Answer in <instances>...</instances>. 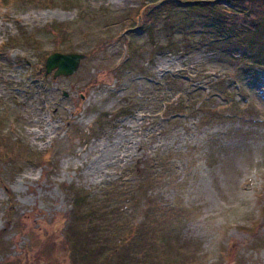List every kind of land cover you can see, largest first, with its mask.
I'll return each instance as SVG.
<instances>
[{
  "label": "rangeland",
  "instance_id": "obj_1",
  "mask_svg": "<svg viewBox=\"0 0 264 264\" xmlns=\"http://www.w3.org/2000/svg\"><path fill=\"white\" fill-rule=\"evenodd\" d=\"M245 1L0 0V264L78 242L84 264H264V0ZM54 53L87 58L55 78Z\"/></svg>",
  "mask_w": 264,
  "mask_h": 264
},
{
  "label": "water",
  "instance_id": "obj_2",
  "mask_svg": "<svg viewBox=\"0 0 264 264\" xmlns=\"http://www.w3.org/2000/svg\"><path fill=\"white\" fill-rule=\"evenodd\" d=\"M87 58L86 55L82 54H52L46 63V73L49 74L56 70L55 78L59 76H72L80 67L83 60Z\"/></svg>",
  "mask_w": 264,
  "mask_h": 264
},
{
  "label": "trees",
  "instance_id": "obj_3",
  "mask_svg": "<svg viewBox=\"0 0 264 264\" xmlns=\"http://www.w3.org/2000/svg\"><path fill=\"white\" fill-rule=\"evenodd\" d=\"M228 2H230L231 4H233V5H235V6H239V7H241L244 3H246L247 1H245V0H227ZM257 1H263V0H257ZM244 2V3H243ZM162 5V4H161ZM157 6H153V8H156ZM255 8H257L258 10H259V12H262V10L259 8V7H255ZM233 28H235V25L233 26ZM264 40V39H263ZM253 44V43H252ZM254 64L253 65H258V63H256V62H253ZM82 199L81 198H79L78 199V201H77V199H75V205H74V207L76 208V207H78L79 205H80V201H81ZM134 234H135V232H133V231H131V232H129L128 234H127V236L126 237H129V238H132V240L134 239ZM129 241V240H128ZM130 242L131 241H129V244H130ZM82 246V244L80 243V242H78L77 243V245H76V247H74V249H75V251H76V253L78 252L79 254H81L80 256H77L76 258H75V260L73 259V260H70V263L71 264H73V263H75V264H77V263H81V264H84V263H86V261L84 260V259H82L83 257H85V256H83L84 254H82V250H79L80 248H78L79 246ZM84 251V253H86L87 252V250H83ZM114 254V253H113ZM116 254H117V252H116ZM36 255L38 256L37 258H38V260H36V261H39V259H42V258H45V257H43L44 256V250L43 251H41V250H39V252H37L36 253ZM114 256V255H113ZM87 257V256H86ZM47 258V257H46ZM46 258H45V260H46ZM88 259H90L89 257H87ZM112 258V256H109V258H106L105 260H104V264H107V262L110 260ZM82 259V260H81ZM109 259V260H108ZM93 260H94V258H93ZM48 262V264H51V263H49V260L47 261ZM67 263H69V261L67 262ZM69 263V264H70ZM53 264V263H52ZM66 264V263H65Z\"/></svg>",
  "mask_w": 264,
  "mask_h": 264
}]
</instances>
